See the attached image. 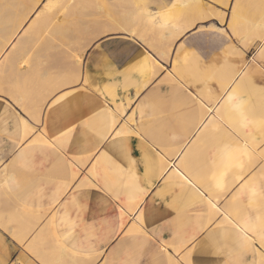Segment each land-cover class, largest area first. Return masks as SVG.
Returning a JSON list of instances; mask_svg holds the SVG:
<instances>
[{"label": "crops", "instance_id": "obj_1", "mask_svg": "<svg viewBox=\"0 0 264 264\" xmlns=\"http://www.w3.org/2000/svg\"><path fill=\"white\" fill-rule=\"evenodd\" d=\"M210 28L214 29L213 26ZM184 44L182 41L177 46L178 60L185 57L182 56ZM187 48L197 53L190 62V84L179 81L175 76L182 88L162 85L157 89V84L166 74L162 72L155 82L143 85L137 82L127 87L125 93L119 92L121 100H117L116 104L126 107L125 114L121 116L128 122L134 115L135 122H139L135 129L139 136L138 162L126 168L111 155L112 141L104 139L111 123L107 117L104 128L97 131L91 129L90 139L86 143L80 145L77 142L71 146V152L79 158L88 159V163L83 168L76 164L81 174L73 181V188L60 196L55 207V193L50 179V150L41 149L42 145H31L24 147L25 151L22 152L19 151L17 133L0 134V176L9 165L12 167L9 180L1 184L20 180L22 174L16 162L21 158L26 159L24 153L37 149L33 160L26 159L29 166L32 163L35 165L33 172L24 174L30 183L29 191L0 194V264H102L104 256L87 260L73 255V252L88 255H108L111 252L115 258L120 251L121 212L129 218L128 222L133 216L136 217L131 224L127 223L126 229L130 230L133 225L143 228L162 248L169 244L179 248L189 240L197 241V250L193 253L196 263L209 261L204 260L208 249L216 250L217 255L240 254L243 256L242 263L256 261L257 255L249 256L252 239L243 227H238L239 232L234 233L224 228L225 237L221 238V230H217L216 225L223 222V216H227L232 223L236 222L225 215L226 210L232 207L240 208L238 215H242L246 214L244 207L264 204V110L255 113L257 121L225 122L222 108L226 105L221 100L222 93L217 92L216 104L211 106L203 97L207 96L203 93L206 85L197 84L198 79L206 75L208 65H214L219 77L223 63L221 49H196L188 44ZM145 53L147 51L143 50L135 56L142 69L144 63L150 61L149 58L144 59ZM244 55L245 64L240 65L242 61L239 60L238 75L224 84L223 91L231 89L230 94L238 95L235 89L246 83V72L253 70L256 59L246 53ZM182 60L189 59L185 57ZM168 72L172 75L171 69ZM238 80L240 83L235 86ZM261 81H264L262 75L249 83L250 98L255 106L258 102H264V85ZM239 98L244 100L243 97ZM111 107L115 109L112 104ZM128 108L131 111H127ZM152 113L154 123L164 122L168 125V136L159 138V133L154 132L155 136L149 138L139 131ZM226 148L235 151L238 157L235 163L229 165L227 158H221V150ZM88 149L92 152L89 153ZM58 151L68 157L66 150L60 148ZM95 153H98L97 158L92 160L90 157ZM91 166L93 176L88 172ZM61 173L62 182L72 181L67 170ZM213 175L220 178L227 176L230 182L223 185L222 190L217 189L211 179ZM175 176L187 178L188 181H181ZM84 178H90L98 190H74ZM33 185L36 187L33 188ZM250 185L257 189L254 197L248 191ZM38 188L40 191H37ZM211 193L218 195V200L213 199ZM132 201L139 204V212L135 208L132 211L127 208ZM217 207L220 214L215 216L212 209ZM138 217L142 218L143 223ZM80 244L84 246L83 251ZM70 257L77 260L73 262ZM211 262L221 261L213 259Z\"/></svg>", "mask_w": 264, "mask_h": 264}, {"label": "rangeland", "instance_id": "obj_2", "mask_svg": "<svg viewBox=\"0 0 264 264\" xmlns=\"http://www.w3.org/2000/svg\"><path fill=\"white\" fill-rule=\"evenodd\" d=\"M199 1V4H201L200 14H202V12L205 10L204 0ZM135 2L136 1L134 0H124L121 3H119L118 1L114 2L112 0L111 2H107L105 4L106 10L104 13H99L96 10V14H94L91 18L86 19L82 24H79L80 31H72V33L69 32L68 36L65 38V45H59V47H55L56 49L53 48L54 50L50 49L47 53L48 55L42 52V54H39L37 51V45L39 44V42L37 41L42 40L43 36H45L46 34L40 36V39H38V37H33L34 40L37 39V41L35 42L37 43V45L29 49L24 48L21 51L20 55L22 58L24 57L26 61L28 59L27 63L25 61L26 64L23 63L24 65L21 64L19 66L14 64L16 67L14 65L11 67L7 66L0 73V134L17 133V136H19V151L22 152L25 151V149L23 150L24 147L29 148L31 147V145H42L40 146L41 149L46 148L50 150V153L52 154V175L51 178H48L51 179L52 191L55 193L54 207L60 201V196L66 191H70L73 188V181L76 180L81 174L76 168V164L83 168L88 163V159H83L81 157L79 158L71 151H69L71 146L74 145L72 142V137H76V143L78 142L80 145L84 144L90 139L91 129L97 131L101 128H104L106 125L107 117L110 118V121L112 120V112L108 111L109 104L107 103V101H104L103 96H101L100 98L101 101H104L103 106L100 108L96 107L94 99L96 85H92L93 92H89L86 94L88 97H92V99H85L79 95H76L69 97L67 100V106L63 109H60L58 112L52 111L53 106H49V109L44 108L46 101L60 92L61 89H64L65 92H67V84L69 82L68 77L73 73L74 70H78L79 68V65H76L73 60L74 54L77 52V50H79L82 54L83 49L81 46L92 39L95 33L100 31L101 29L106 32H110L111 36L104 41L103 46L118 47L122 44L127 54L121 57H117L118 63H125V61H130V63L125 64V68L122 70V72L126 73V75L120 76L119 89L117 90L115 87L112 88L108 96V100L111 101V104L115 107V109L120 110V113L122 115L125 114L126 107L124 108L122 104L117 105L116 102L117 100H121L119 92L125 93L127 87H129L130 85H133L137 82L142 85L143 83L147 82H155L157 79H159V77H161L160 75L162 74V72H165L166 74L162 81L157 84V89H160L162 85H176L177 87L182 88L178 85L175 76L179 81L190 84L189 82L191 76L189 75V73L190 68L192 67L190 62L191 58L197 56V53L194 50L188 49L185 42L182 56L187 57L189 59L188 61L182 60L185 57H183L181 60L177 59L176 50L177 46L179 45V43H176L177 40L173 45L172 41L170 40L160 42V38L155 34V31H145L147 29L144 26H137L138 32L133 36L125 30L121 29L124 26V22H122V19L125 15L133 11V9L135 8ZM108 3L112 5H109ZM147 5H150L149 9L151 12H158L161 10H165V8L168 9L170 4L168 6H166L167 4L165 6L161 5L159 7V3L149 2ZM240 5L241 7L238 10V19L235 23L237 27L240 26L241 28H245L244 30H239L240 28H237V35H245L244 33L250 26L255 25V23L258 21L260 23V20L262 18L264 19V4H262V0H241ZM29 11L33 13L29 14V16L28 11L25 13L26 15L21 18V21L24 22V25H22V27L20 28L21 30L18 29L19 31L16 33V35H13L14 37L12 39L11 35L16 30L15 28L17 26L14 28L15 30L7 29V31L5 30L6 32H2L0 37L2 43H4L2 41V39H4V33L10 34L5 35L6 37L4 40H7L6 38L8 37V39H11V42L18 40L19 35L25 31L23 29L26 28L29 19L32 17L35 11H37V9L33 11L30 8ZM211 14L207 15V20L202 19V21L199 22L200 28L205 32L211 31V26L220 27L221 29H223L225 27V19L228 20L229 24L233 23L230 16L225 17V13L212 11ZM185 17L186 16L180 17L175 21L172 20V25L176 24L179 27L184 25L190 26L191 24L197 22L195 16L192 13H189L187 15V18ZM5 22H7V11L4 8H0V28H3L5 26ZM242 30L243 32H240ZM142 39H145V41H142ZM1 42L0 49L2 47ZM262 45H264V40H261L259 36L253 38L250 37L248 43L244 45L245 53H251L249 55L250 58L255 57L256 59L255 64L253 65V70L246 72V83H243L235 89V93L238 94L237 96L243 97L244 99V116L243 118H241L233 111H230L227 106H224L222 108V116L225 122H239L242 120L257 121L255 113L257 111H260L261 109L264 110V102H258V104L255 106L254 103H252V98H250L249 94V83L253 82L254 79L258 76H264V52L261 51ZM31 49H33L34 52ZM168 49H171L169 55L164 56L163 53H166ZM143 50L147 51V53L151 55L149 56V54L147 53L143 54V57L146 56L147 58H150L151 63L150 65L145 66L146 68H144L143 65L142 69L139 62L136 61L137 58H135V56ZM7 51L8 50H5L4 53H1L0 57H4ZM27 51H31L30 54L33 53L32 55L34 56L32 59V56L28 53L31 56L30 57L27 54ZM220 55H222L223 57V63L222 68L218 72L219 77L217 78L216 76L214 65H212L213 67L211 65H208L206 75L201 79H198L199 81L197 82L198 85H200L201 83L206 85L207 89L203 93H206V100H208L211 106L216 104L218 93H224V84L231 81L238 75V70L240 69V67H238L239 60L242 61L240 62V65L245 64L243 60L244 58H246V56L244 54H241L237 62V58H234L228 54L227 46H225L224 49H221ZM53 56L58 58L59 61L58 67L60 70L57 72L51 71L49 67L51 58ZM156 61H159L160 64H158V62ZM84 66L85 73L87 74V61L84 62ZM170 69L172 75H170V73L168 72L170 71ZM140 71L142 72V75L140 74ZM45 73L47 74L45 75ZM257 92L261 93L260 91ZM26 94L28 97L25 96ZM203 97L205 99V96ZM41 110H43V114ZM50 112L53 116V121L51 122L48 119V114ZM85 113L87 115H85ZM149 113L151 114V110ZM152 114L153 115H151L150 118L145 120V124L140 127L139 131L144 135L146 134L149 138H153L155 136L154 132L159 133V138L168 136V125H165L164 122L163 124L154 123V113ZM21 116L25 117L28 121H31L30 124L34 127L35 125L40 124L41 119H43L47 124L46 127H42L40 131H37L32 140H30L27 144H25L24 141L29 135H31L34 128L32 129L30 134L28 133L29 135L26 134V131H24L23 128V119ZM134 117V115L131 116L128 119V122L135 123ZM71 120H76L78 124H80L81 120H83L84 123L81 124L78 133L73 132L70 133L68 137H60L59 139H55L52 137V133L49 131V128H51L52 131H55L56 128L63 127L64 124H68ZM57 135L59 134L57 133ZM38 137L41 139H39ZM104 139L106 140L107 138L105 137ZM60 148H62L64 151H67L68 157H65L59 153L58 150ZM36 150L37 149L33 150L30 153H24V155H26V159L32 158L33 160V156L35 154L34 151ZM25 160L21 158L20 161L16 162V167L20 169L22 177L20 178V180L17 179L15 183L9 182L4 185L1 184L3 181L5 182L6 180H9V177L12 175L11 165L5 168V170L3 171V175L0 176V194H14L15 192H24L25 190L27 192L29 191L28 189L30 187V183L26 180L27 178L24 177V174L33 172L35 165L34 163H32V165L29 166V164L27 163L28 161L26 160V162H24ZM62 170H67L69 179L72 181L62 182ZM88 172L90 175H94L93 166L89 168ZM174 178L180 179L181 181H188L187 178H181L180 176H175ZM98 184L100 183L98 182ZM35 187L36 186L33 185V188ZM74 190H98V187L94 185L90 178H84L83 181H81L79 184H77V186L74 187ZM37 191H40L39 188ZM210 196L213 199L218 200V195H214V193H211ZM233 198L236 199V196H233ZM215 209L217 208H213L212 212ZM244 209L246 210V214L242 215H238L240 208L232 207L230 208V210H226L225 215H230L229 217L236 222L232 223L228 221V218L226 216H223V222L221 221L216 225V229L221 230V238L225 237L224 228H228L229 230H231L229 232L234 233V231L239 232L238 227L241 226L252 237H250V239H252L250 241L251 243L253 241H256L257 243L259 242L260 231L262 228H264V216L262 215V213H264V204H260L259 206L248 205L244 207ZM130 210L132 211L133 208H131ZM219 212V209H217L216 213H213L217 215ZM138 219L141 223H143L141 217H138ZM244 219H246V221H244ZM128 220L129 218L126 217V214L124 212H121V225L127 224ZM246 225H248L250 230L246 228ZM142 229L138 228L135 225H133L130 230L129 228L126 229L120 227V251L115 256V258L113 257L111 252L108 255H104L105 253L103 255H88L83 252L79 254L73 252V254H76L80 258H86L88 260H97L104 256L102 264H140L141 261H144V264H161L162 261L168 259L169 257L171 258L173 264H176V255L174 253H177V251L179 252L180 247H172V255L167 251L161 253L160 249L162 247L158 246L154 242L152 237L147 234L144 229V231ZM79 246L83 251L84 246H82L81 244ZM215 251L216 250L211 249H208L206 251L204 260H209L210 262H205V264H246L244 262L242 263L243 256L240 254L217 255L215 254ZM219 252H222V250H219ZM255 253L256 254H253V251L249 252V256L254 257V255H257L256 261L252 260L249 264H257V262L258 264H260V259L258 258V256H260L261 258V254L259 253V251ZM194 259L195 264H202L196 263L195 256ZM213 259H218L221 262H211Z\"/></svg>", "mask_w": 264, "mask_h": 264}, {"label": "snow or ice", "instance_id": "obj_3", "mask_svg": "<svg viewBox=\"0 0 264 264\" xmlns=\"http://www.w3.org/2000/svg\"><path fill=\"white\" fill-rule=\"evenodd\" d=\"M172 3V0H169V4ZM264 4V0H262ZM175 7V5H172ZM205 10L201 14V19L204 16L210 15L212 11L225 13V17L230 16L232 24H229L228 20L225 19V27L223 29L216 28L211 31L205 32L200 28L199 24H191L181 26L177 35L179 39L176 43L185 42L189 47L196 49H204L205 47L212 48L213 50L224 49L227 46L228 54L234 58H238L241 54H245L244 45L248 43V37L246 35H237V25L236 21L238 19V10L240 9V0H204ZM45 10H50L53 8H58L59 4L54 3L53 0H48V3L44 6ZM169 9L165 8L163 11L156 12L154 15L149 13L152 16V19L159 24L160 27L174 26L172 25V18L169 15ZM231 29V30H229ZM195 33V34H193ZM111 36L110 32H106L103 29L94 34L93 38L82 45L83 52L77 50L74 54L73 60L76 65H79L78 70H74L73 73L68 77L67 92L64 89H61L56 95L51 97L46 101L44 108H48L50 105L52 111H56L57 108L61 107L64 102L68 100L71 96L79 95L85 99H92L86 94L93 92L92 85H96V90L94 93V99L96 107L100 108L103 106V102L107 101L109 104L108 111L112 112V120L108 128L107 139L112 141V149H110L111 155L118 160L124 167L128 168L131 164H135L138 161L136 157L139 155L137 152V143L139 136L136 133L135 129L139 122H127L126 118L121 116L119 109H113L111 107V101L108 100L109 93L112 88L119 89L120 85V76L126 75L122 72L125 68V64L130 63V61H125V63H118L117 57L126 55L123 45L121 44L118 47H104V41ZM264 40V37L260 38ZM261 51L264 52V45L261 46ZM250 55L251 53H246ZM87 61V74L85 73L84 62ZM59 61L58 58L53 56L51 58L49 67L51 71H59ZM115 65V67H114ZM47 73H45L46 75ZM261 84L264 85V81H261ZM231 89L224 91L221 96V100L227 106L230 111H233L238 116L243 118V101L235 94H230ZM101 96L104 97V101H101ZM134 107V105H133ZM127 111H131V108H128ZM43 114V110H41ZM85 115H87L85 113ZM49 121H53V116L51 112L48 117ZM31 123V121H27ZM76 120H71L68 124H64L61 128H56L55 131H52L49 128V131L52 133V137L59 139L60 137H68L70 133L79 132L81 124ZM46 122L41 119L39 125H35L31 135L27 137L24 141L27 144L35 136L37 131H40L42 127H46ZM200 127H203L201 125ZM57 133L59 135H57ZM73 144L76 143V137H72ZM71 151V148L69 149ZM89 153L92 152L91 149L87 150ZM98 153L92 154L91 159L95 160ZM221 158H227L228 164L235 163L238 159L234 150L226 148L221 150ZM127 161V162H126ZM214 186L217 189L223 188V184L220 182V177L213 175L211 177ZM243 183V181H242ZM239 187V186H238ZM248 191L251 196L257 195V189L254 185L248 187ZM264 191V190H262ZM128 208H135L136 212L140 211V206L135 201L129 203ZM123 210V208H122ZM132 220H136V217L133 216ZM132 220L128 223L131 224ZM121 228H127L128 225H120ZM167 231V229H164ZM197 241L189 240L183 243L180 246L178 253L176 255V264H195V259L193 253L197 250ZM249 247L252 249L253 253L259 251L261 254L260 264H264V228L261 229L259 235V242L253 241ZM167 251L168 253H173L172 245H165L160 249V252L163 253ZM102 258V257H101ZM86 264H92V262H86ZM140 264H144V261H141ZM161 264H173L171 258L164 260Z\"/></svg>", "mask_w": 264, "mask_h": 264}, {"label": "bare ground", "instance_id": "obj_4", "mask_svg": "<svg viewBox=\"0 0 264 264\" xmlns=\"http://www.w3.org/2000/svg\"><path fill=\"white\" fill-rule=\"evenodd\" d=\"M112 1H114V2L118 1L119 3H121L124 0H112ZM134 1H136L135 2V8L133 7L134 8L133 11H131L130 13L125 15L124 18L122 19V22H124V26L121 28L122 30H125L126 32H128L130 35L133 36V35H136L138 32L137 26H140V27L144 26L147 29L145 31H148V32L155 31V34L160 38V42L170 40V41H172V45H173L174 42L179 39V37L177 35V31L181 26L179 27L178 25L174 24V26L160 27L159 24H157L156 21L152 19V16L149 15V13H152L153 15L156 13V12L150 11V9H149L150 5H147L149 2H157V3H159L158 6L160 7L161 5L165 6L166 4H167L166 6H168L169 0H142V1L134 0ZM172 1L173 2H172V4H170L171 6L169 5L168 9L170 10L169 15L171 16L173 21H175L176 19H179L180 17H183V16H186L185 18H187V15L189 13H192L197 20V22H195L193 24L199 23V21H202V19L207 20V16L203 17L202 19L200 18L201 17V14H200L201 13L200 12L201 4H199L200 3L199 0H172ZM53 2L58 3L59 7L53 8L50 10H45L44 6L48 3V0H0V8H4L7 11V22H5V26L3 28H0V37H1L2 32H4L5 30L7 31V29L8 30L14 29L17 26L18 28L16 27L15 28L16 30L14 29L15 31L13 30L14 33L11 35L12 36L11 39H12L14 37L13 35H16V33L19 30H21L20 28L22 27V25H24L23 24L24 22L21 21V18L26 15L25 13L28 11V16H29V14L33 13V12L31 13V11H29L30 8L33 11L35 9H37V11H35V13L29 19V21L27 23L28 25H26V28L23 29L25 31L19 35L18 40L11 42V39H8L9 38L8 36H7L8 38H6L7 40H4L6 37L5 35H7L8 33L7 34L4 33V36H3L4 39H2V41L4 43H2L1 39H0V42L2 43L1 44L2 47L0 49V56H1V53H4L5 50H8L5 53L4 57H0V73L7 66L11 67L14 64L19 66L21 64L24 65L27 63L28 59L26 61L24 59V57L22 58L20 55H21V51L24 48L29 49V48H33L35 45H37V43H35L37 41V39L34 40L33 37H35V38L38 37V39H40V36H43L46 34L45 36H43V39L41 38L42 40L37 41V42H39V44L37 45L38 46L37 51L39 54L41 52L44 54H47L50 49H53L55 47H59V45L62 46L65 43V38L68 36L69 32L72 33V31L73 32L74 31H80L79 24H82L83 22H85L86 19L91 18L94 14H96L97 11L99 13H104L106 10L105 4L107 2H111V0H53ZM240 3H241V0H240ZM108 4L112 5L110 3H108ZM133 4H134V2H133ZM172 5H175V7H173ZM113 6H114V4H113ZM114 8H115V6H114ZM250 24H251V22H250ZM244 27H245V25H244ZM250 27L249 28L247 27L248 29L244 33L248 37V40L250 39V37H252V38L256 37V36H259L260 38L264 37V19L263 18L260 20V23L258 21L255 23V25H252ZM237 28L238 29L240 28L239 30L245 29L243 27L241 28L240 26H238ZM214 29H216V27H214ZM243 30L240 32H243ZM8 35H10V34H8ZM24 36H26V37H24ZM142 41H145V39H142ZM31 50H33V49H31ZM170 51H171V49H168V51L166 53H163V55L168 56ZM33 52H34V50H33ZM28 53L30 54L31 51H29V52L27 51V54ZM32 54H30L32 57L29 55L31 57V59L34 56ZM144 59H148V58L145 56ZM149 60H150V58H149ZM25 61H26V63H25ZM150 63H151V60L149 61V63L145 62L144 68H146L145 66L150 65ZM238 83H240V80H238V82L235 85L237 86ZM25 96H27V94ZM67 104H68V101L64 102L61 107L56 109V112H58L60 109H63L64 107H66ZM199 106H203V105H199ZM23 110H25V109H23ZM217 113L219 114V112H217ZM45 114H44V116H45ZM38 115H41V114H38ZM21 117L23 119V128H24V131H26L25 133L30 134L32 129L34 128V126L31 125L30 123H28L27 122L28 120L25 117H23V116H21ZM46 117H47V115H46ZM210 123H212V122H210ZM206 125H207V123H206ZM212 127H214V126H212ZM39 139H41V138H39ZM162 173H163V171H162ZM176 175H178V174H176ZM227 178H228L227 176H222V178H220V182L223 185H225L226 183L230 182ZM3 185H4V183H3ZM8 196H6V197H8ZM14 202H16V201L14 200ZM217 209H218V207H217ZM217 209L214 210V213H216ZM227 214H229V213H227ZM247 227H248V225L246 226V228ZM247 229L250 230L249 227ZM42 236L43 235H41V237ZM41 237H39V238H41ZM50 237H51V235H50ZM56 240H58V239H56ZM56 240H54L55 241L54 243H56ZM58 242H59V240H58ZM54 245H56V244H54ZM58 246L59 245H57V247ZM57 247H55V248H57ZM58 250H60V249H58ZM61 250H62V247H61ZM177 253H178V251H177ZM73 255H76V254H73ZM72 258L73 257H70V259L73 262H75L77 260V259H74V258L72 259ZM258 258L261 261L262 257L260 258V256H258ZM64 259H66V258H64ZM76 263L77 262H75L73 264H76ZM257 264H258V262H257Z\"/></svg>", "mask_w": 264, "mask_h": 264}]
</instances>
